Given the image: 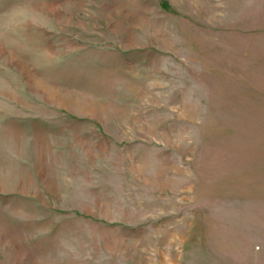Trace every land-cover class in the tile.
<instances>
[{"label": "rangeland", "instance_id": "obj_1", "mask_svg": "<svg viewBox=\"0 0 264 264\" xmlns=\"http://www.w3.org/2000/svg\"><path fill=\"white\" fill-rule=\"evenodd\" d=\"M0 264H264V0H0Z\"/></svg>", "mask_w": 264, "mask_h": 264}]
</instances>
